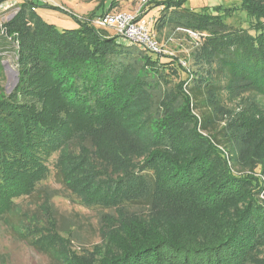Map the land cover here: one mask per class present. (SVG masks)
<instances>
[{
    "label": "trees",
    "instance_id": "1",
    "mask_svg": "<svg viewBox=\"0 0 264 264\" xmlns=\"http://www.w3.org/2000/svg\"><path fill=\"white\" fill-rule=\"evenodd\" d=\"M116 1L88 18L108 14ZM187 2L150 0L147 5H151L149 10L160 8L157 28L176 24L210 34L205 48L210 50V63L216 61L219 67L202 71L210 75L204 84V76H195L188 93L200 113L201 130L214 144L226 148L234 163L238 155L234 141L221 132L216 136L205 119L224 107L225 92L239 98L243 94L264 97V0H240L237 7L192 12L185 8ZM38 8L67 14L51 6L22 3L6 26L9 36L17 33L21 41L18 83L9 95L0 89V220L14 214L15 199L30 196L47 178L46 161L53 154L69 147L78 134L119 119L125 105L133 97L144 96L149 87L145 79L136 77L118 105L116 98L123 91L120 84L132 72L131 45L71 14L78 26L58 30L38 16ZM235 11L245 13L247 28L228 26ZM142 16L143 10L139 18ZM8 44L7 38L0 37V81L4 80L1 53ZM145 62L155 64L149 56ZM142 116L156 121L148 111ZM157 123L161 125L155 130L149 123H139V133L151 135L146 142L151 152L137 165L145 170L142 174L127 173L98 182L101 177L95 170L80 176L79 187L77 179H66L62 159L57 163L63 184L80 189L84 206L109 207L130 215L127 204L141 203L150 213L160 198L169 210L164 223L134 220L120 233V239L116 235L109 240L103 253L97 250L102 257L96 264H254L253 255L264 244V203L255 199L256 188L231 175L224 162L215 175L208 174V153L214 150L211 143L198 134L188 142H178L183 134H174L167 117ZM203 149L207 151L202 155ZM170 155L183 160L171 164L176 158ZM169 217H181L183 222L172 227L166 224ZM48 223L46 229L30 231L29 242L42 252L52 251L59 237L55 222L49 218Z\"/></svg>",
    "mask_w": 264,
    "mask_h": 264
},
{
    "label": "rangeland",
    "instance_id": "2",
    "mask_svg": "<svg viewBox=\"0 0 264 264\" xmlns=\"http://www.w3.org/2000/svg\"><path fill=\"white\" fill-rule=\"evenodd\" d=\"M15 1L17 4L10 9L0 8L2 27L0 37L7 38L9 42L1 53L4 80L0 81V89L6 95L13 91L19 80L17 51L21 41L17 33L9 36L6 26L19 13L22 3L33 2L32 0ZM111 1L56 0L75 18H88L91 13L99 14V9L104 7L107 10ZM5 2L10 3L13 0H0V6ZM148 2L117 0L108 13L137 11L141 14L143 10L141 19L148 23L151 33L155 35L162 48L159 54H152L140 51L137 46L131 45L132 72L129 74L128 81L120 84V89L123 91L119 93L116 102L118 105L124 102V95L130 90L129 83L136 77L145 79L148 83L146 94L133 97V101L125 105L124 113L119 119L101 125L92 132L78 134L75 142L61 152L53 154L46 161L49 172L47 178L37 185L35 192L30 196L15 199L14 214H9L0 220V264H66V262L96 264L102 257L97 250L103 253L109 240L116 235L120 239V233L126 226H131L134 220L153 221V224L154 222L164 223L163 219L168 217L169 210L160 198L155 201L150 213H147V206L141 203L127 204V211L141 212L130 215L121 214L120 211L109 207L84 206L79 196L80 189L65 187L57 169V163L62 159L61 166L68 172L66 179H77L76 183L79 187L82 180L80 176L95 170L101 177L98 182L108 179L107 177L115 180L117 176L127 173L142 174L145 170L142 168L139 170L137 165L151 152L150 146L146 143L151 135L147 133L141 135L138 131L139 123H149L151 130H155L158 125H161L157 122H160L163 117H167L174 134H183L181 136L184 137L183 140L178 142H188L192 135L198 134L211 143L214 150L208 153L210 155L207 159L208 174L215 175L220 162H224L231 175L249 181L252 183L251 188L258 187L257 190L255 189L254 197L260 203H264V97L261 95L247 97L243 94V97L239 98L226 95L225 92L226 97L222 102L224 107L217 115L205 119V123L212 126L214 134L221 132L234 141L238 155L236 161L232 163L226 148L214 144L211 137L201 130L200 113L195 109L188 93L195 76L199 78L204 76L205 79L202 82L204 84L205 80L208 82L210 75L202 71L207 72L209 68L211 71L219 67L216 61L210 63L211 53L205 48L206 38H209L210 34L193 31L176 24L159 27L160 8L149 10L151 5H147ZM34 3L49 6L37 1ZM239 3L240 0H188L185 8L188 12H192L202 8L211 9L215 6L237 7ZM13 8H17V11L12 18L5 20L4 15ZM35 12L42 20L53 24L58 30L75 29L78 26L69 13L65 14L53 8H38ZM26 18L28 21L29 16ZM156 20L159 24H156ZM248 22L249 19L241 11H235L227 20L228 26L232 29L247 28ZM29 25L31 26V23ZM157 25H159L158 28ZM106 32L114 36L112 31ZM147 56L154 59V65H148L145 62ZM159 100L168 103L163 106ZM144 111H148V114L152 115L156 121L142 116ZM178 129L180 130L177 133ZM206 151L207 149H203L200 154L203 155ZM157 153L159 154V151ZM214 155H218V159H214ZM170 156L176 158L174 162H170L171 164L183 160L181 156ZM49 218L55 222L59 237L52 251L42 252L29 242L31 241L30 231L38 232V230L46 229ZM180 222H183L181 217H169L166 224L175 227ZM256 252L253 255L254 264H263L264 244Z\"/></svg>",
    "mask_w": 264,
    "mask_h": 264
},
{
    "label": "built area",
    "instance_id": "3",
    "mask_svg": "<svg viewBox=\"0 0 264 264\" xmlns=\"http://www.w3.org/2000/svg\"><path fill=\"white\" fill-rule=\"evenodd\" d=\"M29 1V0H26ZM31 1V0H30ZM47 4L51 7L58 8L66 13L69 11L65 10L62 6H60L56 0H32ZM145 1V0H144ZM150 1V0H146ZM17 2L13 0V2H5L0 8L3 10L10 9L14 7ZM14 9V8H13ZM6 13L5 20L12 18L17 11V8ZM140 13L137 11L135 13H122L117 12L113 14H104L100 16H96L94 18H79L76 17L81 22H86L92 25L94 28L110 30L113 32L114 36L117 37V41L120 43L135 45L142 51L152 54H159L162 51L158 41L154 34L151 33L148 23L139 18ZM0 24V31L1 29Z\"/></svg>",
    "mask_w": 264,
    "mask_h": 264
}]
</instances>
